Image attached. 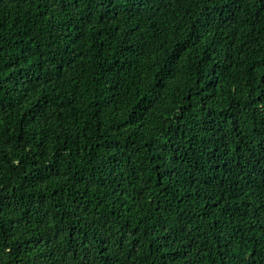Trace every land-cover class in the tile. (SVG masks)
Listing matches in <instances>:
<instances>
[{"label":"trees","instance_id":"1","mask_svg":"<svg viewBox=\"0 0 264 264\" xmlns=\"http://www.w3.org/2000/svg\"><path fill=\"white\" fill-rule=\"evenodd\" d=\"M0 264H264V0H0Z\"/></svg>","mask_w":264,"mask_h":264}]
</instances>
